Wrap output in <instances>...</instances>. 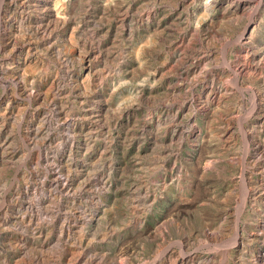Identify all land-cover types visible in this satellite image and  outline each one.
<instances>
[{"label":"rangeland","instance_id":"1","mask_svg":"<svg viewBox=\"0 0 264 264\" xmlns=\"http://www.w3.org/2000/svg\"><path fill=\"white\" fill-rule=\"evenodd\" d=\"M109 1L0 0V264H264V0Z\"/></svg>","mask_w":264,"mask_h":264},{"label":"bare ground","instance_id":"2","mask_svg":"<svg viewBox=\"0 0 264 264\" xmlns=\"http://www.w3.org/2000/svg\"><path fill=\"white\" fill-rule=\"evenodd\" d=\"M122 1V0H121ZM117 2H119V0H110L109 2H108V4L109 5H111V4H115V5H117L116 3ZM38 3V2H37ZM208 5V2H206V1H204L203 3H202V7H206ZM201 8L199 9V10H197L196 12H195V15H194V18L195 19H199L200 18V16L202 15V12H201ZM192 17H193V15H192ZM199 17V18H198ZM243 38H244V36H242V37H240V41H242L243 40ZM245 51V50H244ZM247 64V63H246ZM205 93V92H204ZM204 93H202V94H204ZM206 95V94H205ZM215 96V95H214ZM207 99V98H206ZM216 255V254H215Z\"/></svg>","mask_w":264,"mask_h":264}]
</instances>
